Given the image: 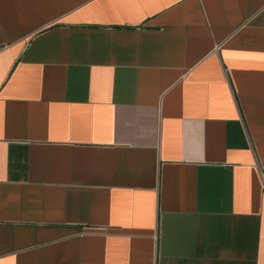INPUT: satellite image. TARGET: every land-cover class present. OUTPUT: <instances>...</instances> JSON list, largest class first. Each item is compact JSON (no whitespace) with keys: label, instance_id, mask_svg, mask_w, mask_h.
<instances>
[{"label":"crops","instance_id":"crops-1","mask_svg":"<svg viewBox=\"0 0 264 264\" xmlns=\"http://www.w3.org/2000/svg\"><path fill=\"white\" fill-rule=\"evenodd\" d=\"M0 264H264V0H0Z\"/></svg>","mask_w":264,"mask_h":264}]
</instances>
